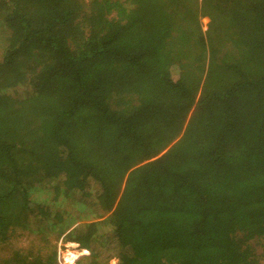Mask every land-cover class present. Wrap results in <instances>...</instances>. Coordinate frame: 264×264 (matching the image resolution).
Instances as JSON below:
<instances>
[{
	"label": "trees",
	"instance_id": "trees-1",
	"mask_svg": "<svg viewBox=\"0 0 264 264\" xmlns=\"http://www.w3.org/2000/svg\"><path fill=\"white\" fill-rule=\"evenodd\" d=\"M85 1L0 0L4 264H262L264 0Z\"/></svg>",
	"mask_w": 264,
	"mask_h": 264
},
{
	"label": "rangeland",
	"instance_id": "rangeland-1",
	"mask_svg": "<svg viewBox=\"0 0 264 264\" xmlns=\"http://www.w3.org/2000/svg\"><path fill=\"white\" fill-rule=\"evenodd\" d=\"M207 23H208V20L206 18L201 19V25H202L203 30L206 29ZM1 38L2 37L0 36V58H1V54H2V48H3ZM173 75L175 76V74H173ZM42 201H43V199H42ZM38 202H41V201H38ZM63 208L64 207H62V209ZM62 211L65 212V208ZM98 220L100 221V223H103L99 227V230L102 232L106 231L107 228H106V223H105L104 218H101ZM86 223H92V222H91V220H87V221L76 220L75 223H73L67 229V231H65V233H62V234H59L60 233L59 228L44 230L46 240L49 242L48 244L52 245L55 248L56 263L57 264H76V261L80 257H84V256H87L89 254L88 251L83 252V250H81L76 244H73V243H70L69 241H66V239H67L66 234L70 230L74 229L73 227H75L79 224H86ZM35 235H37V237H38L40 234H35ZM14 236H15L14 239L9 240V242H10L9 246L0 247V264H4L7 261V259L10 258V255H11L10 251L12 250V247H14V246H15V248H13V249L16 250V248H18L20 251H23V253L36 254V252H37V250L35 248H31V244H30L31 240L38 239L37 237L27 236L26 234H24V232H22L20 237H17V233L15 232ZM255 238H257V237H255ZM259 238H261L260 242L263 245H261L259 247L258 253L262 254V264H264V235L259 236L256 240H258ZM38 240H40V239H38ZM30 249H31V251L29 253ZM70 261H72V262H70ZM8 264H12V263H8ZM109 264H118V262L115 259H111Z\"/></svg>",
	"mask_w": 264,
	"mask_h": 264
},
{
	"label": "bare ground",
	"instance_id": "bare-ground-1",
	"mask_svg": "<svg viewBox=\"0 0 264 264\" xmlns=\"http://www.w3.org/2000/svg\"><path fill=\"white\" fill-rule=\"evenodd\" d=\"M83 252H85V251L83 250ZM70 262H72V261H70Z\"/></svg>",
	"mask_w": 264,
	"mask_h": 264
}]
</instances>
